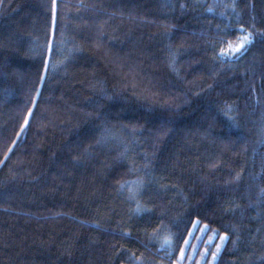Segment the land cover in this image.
<instances>
[{
    "label": "trees",
    "instance_id": "obj_1",
    "mask_svg": "<svg viewBox=\"0 0 264 264\" xmlns=\"http://www.w3.org/2000/svg\"><path fill=\"white\" fill-rule=\"evenodd\" d=\"M231 3L56 0L53 34L52 0H0V264H204L213 230L264 264V0Z\"/></svg>",
    "mask_w": 264,
    "mask_h": 264
},
{
    "label": "snow or ice",
    "instance_id": "obj_2",
    "mask_svg": "<svg viewBox=\"0 0 264 264\" xmlns=\"http://www.w3.org/2000/svg\"><path fill=\"white\" fill-rule=\"evenodd\" d=\"M224 7H231L233 10H235L236 0H232L231 5H224ZM209 10H211V8ZM56 12H57L56 0H52V30H53V34L55 33V25H56V19H57ZM221 15H224V13H221ZM237 15H239V14L237 13ZM253 27H254V25H253ZM228 29H232V26L227 25L226 29L221 30V31H225V34H226ZM232 30L238 31L239 33H241V35L237 37V41L235 43H233L232 41H227V43H228L227 50L221 48L220 51L215 54L214 59H219L220 57H224L227 60H231V59L239 60L245 56V54L249 50V46L251 44H253L254 33L252 31L247 30L242 24L239 25L238 28L232 29ZM259 35L261 36L262 39H264V33H260ZM223 42H224L223 40L220 41V43H223ZM215 45H216V42H213V48H215ZM48 50H49V52L52 51L51 43H49ZM52 66L55 67V65H52ZM48 68H49V64L47 61H45L44 62V72H47ZM44 79H45V77L43 75H41L40 76L41 83H43ZM36 91H37V94H39L40 90L36 89ZM31 115H32V109H29V116H31ZM225 115H227V112H225ZM229 119L231 120L232 118L229 117ZM24 123H25V125L28 124L29 120L26 118ZM103 139H104V137H101V139H98L97 144H100L103 141ZM9 151H11V149H9ZM147 170H148L147 164L144 166L143 169H134V171H137V172L138 171H147ZM118 186H119V190L121 192H123L125 190L127 191L128 195H127L126 199L128 200V202L129 203H135V205H136L135 208L131 210L135 215L139 216V215H143V214H148L152 211L151 209L143 206L138 200V197L143 194V191L146 187V182H145L143 177H138L135 181L118 182ZM161 188H166V186L161 185ZM262 191H264V190H262ZM195 223H198V221H195L194 224ZM163 227H164L163 221L161 220V228H163ZM204 228H208V225H204ZM203 230L204 229H201V231H203ZM122 235H128V233L125 232V233H122ZM217 235H218L220 243L216 244L215 251H211L210 249L205 248L204 252H202L200 254L201 259L204 261V264H216L217 259H218L219 255L221 254V251H222L226 241L229 239V236L227 234L221 235V234H218L215 230H213V236H217ZM156 237H157V231L154 230L150 239H154ZM212 238L213 237H209V240H212ZM185 244H187V240H185ZM170 247H171V239L169 237H165L160 242V247H159L158 251L164 250V249L170 248ZM209 252L211 253V260L207 259V255L209 254ZM167 255H171V253L168 252ZM184 256H185L184 249H181L180 250V259L182 260L184 258ZM130 259L134 260L135 264H143V262L140 260L139 257H135V254H133L130 257ZM197 264H199V262H197Z\"/></svg>",
    "mask_w": 264,
    "mask_h": 264
},
{
    "label": "rangeland",
    "instance_id": "obj_3",
    "mask_svg": "<svg viewBox=\"0 0 264 264\" xmlns=\"http://www.w3.org/2000/svg\"><path fill=\"white\" fill-rule=\"evenodd\" d=\"M210 237H213V238H214L215 236H213V234H212ZM213 238H212V240H213ZM212 240H209V241H212ZM218 243H220L219 238H218V242H217V244H218ZM174 264H177V263H174Z\"/></svg>",
    "mask_w": 264,
    "mask_h": 264
}]
</instances>
